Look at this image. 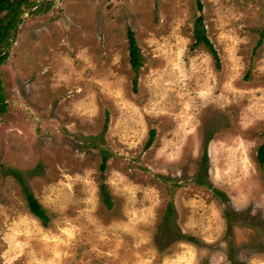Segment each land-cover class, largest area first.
<instances>
[{"label":"rangeland","instance_id":"374dc122","mask_svg":"<svg viewBox=\"0 0 264 264\" xmlns=\"http://www.w3.org/2000/svg\"><path fill=\"white\" fill-rule=\"evenodd\" d=\"M40 1L0 14V264H264V0Z\"/></svg>","mask_w":264,"mask_h":264},{"label":"trees","instance_id":"16d2710c","mask_svg":"<svg viewBox=\"0 0 264 264\" xmlns=\"http://www.w3.org/2000/svg\"><path fill=\"white\" fill-rule=\"evenodd\" d=\"M27 1L28 0H0V12H4L8 10L9 14L7 16H12L14 18V23H16L20 19V15L17 14V8L23 4H26ZM45 6L44 5L40 6L38 9H42ZM11 28H12L11 21L5 24L4 18L3 19L0 18V47H5L6 45L9 44L8 38L10 36ZM194 34H195V41H196L195 44L196 45L204 44L207 47L209 53L212 55L213 59L216 61L217 67H220V59H219L218 53L214 49L210 40L207 38L206 31L203 26L202 18H199L196 21ZM127 39H128V44H129V63L133 71L137 74L139 69L142 67V55H141L140 49L137 46L135 34L131 29H128L127 31ZM2 54H3V49L1 48L0 56ZM2 61H3V58H0V62ZM133 84L135 86L136 80L133 81ZM4 105H5L4 101L2 97L0 96V112L4 110ZM153 137H154V132L151 133L150 139L147 142V145H146L147 148L152 144ZM257 160L261 166L264 165V144L258 149ZM106 162H107V158L103 157V161L100 167V171L102 174L106 170ZM207 164H208V155H207V149H205L204 156L202 159V165H203L204 170L207 169ZM102 178H104L103 175H102ZM198 183L202 184L201 181ZM23 190H24V195H25L30 213L35 218L40 220L43 226H47L48 218L46 214L43 212L40 204L38 203V201L35 199V197L33 196V194L30 192V190L27 187H25ZM100 190H101V194L104 200H106V203H108L109 194H108L106 185L102 184Z\"/></svg>","mask_w":264,"mask_h":264},{"label":"water","instance_id":"95a60500","mask_svg":"<svg viewBox=\"0 0 264 264\" xmlns=\"http://www.w3.org/2000/svg\"><path fill=\"white\" fill-rule=\"evenodd\" d=\"M49 1H51V0H42V1L38 2V3L32 8V10L34 11V10L37 9L39 6H41L42 4H44V3H46V2H49ZM23 20H24L23 18L19 20V22H18V24H17V26H16V28H15V33H14L13 37L11 38V41H10V44H9V46H10L9 48L12 47V45H13V43H14V40H15V37H16V35H17V33H18L19 27H20V25L22 24ZM7 52H8V50H7L6 52H4L0 57L5 56Z\"/></svg>","mask_w":264,"mask_h":264},{"label":"flooded vegetation","instance_id":"af4514ba","mask_svg":"<svg viewBox=\"0 0 264 264\" xmlns=\"http://www.w3.org/2000/svg\"><path fill=\"white\" fill-rule=\"evenodd\" d=\"M2 12H0V14H1Z\"/></svg>","mask_w":264,"mask_h":264}]
</instances>
